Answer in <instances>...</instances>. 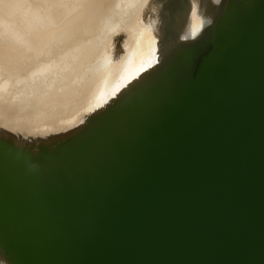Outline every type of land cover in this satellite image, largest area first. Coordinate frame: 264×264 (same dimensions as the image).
I'll return each mask as SVG.
<instances>
[{
  "label": "water",
  "instance_id": "water-1",
  "mask_svg": "<svg viewBox=\"0 0 264 264\" xmlns=\"http://www.w3.org/2000/svg\"><path fill=\"white\" fill-rule=\"evenodd\" d=\"M225 1L197 81L111 165L2 185L28 199L19 221L39 264H264V0L218 39ZM190 7L162 0L172 36Z\"/></svg>",
  "mask_w": 264,
  "mask_h": 264
},
{
  "label": "bare ground",
  "instance_id": "bare-ground-1",
  "mask_svg": "<svg viewBox=\"0 0 264 264\" xmlns=\"http://www.w3.org/2000/svg\"><path fill=\"white\" fill-rule=\"evenodd\" d=\"M258 1L226 0L217 38ZM219 3L191 0L193 38L170 34L162 0H0V259L39 264L19 221L28 199L2 185L111 165L197 81Z\"/></svg>",
  "mask_w": 264,
  "mask_h": 264
},
{
  "label": "clouds",
  "instance_id": "clouds-1",
  "mask_svg": "<svg viewBox=\"0 0 264 264\" xmlns=\"http://www.w3.org/2000/svg\"><path fill=\"white\" fill-rule=\"evenodd\" d=\"M191 16H192V20L195 21L196 17H197V12L195 10V4L193 6V10L191 12ZM198 31H199V26L197 24H193V25L190 26L188 35H190L191 37L194 38ZM185 38H187V37H185ZM0 264H7V262L5 260L0 259Z\"/></svg>",
  "mask_w": 264,
  "mask_h": 264
}]
</instances>
